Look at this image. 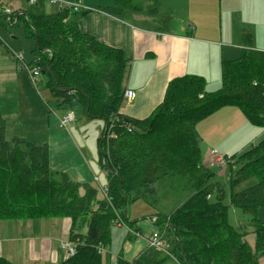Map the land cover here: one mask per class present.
Listing matches in <instances>:
<instances>
[{"label": "trees", "instance_id": "16d2710c", "mask_svg": "<svg viewBox=\"0 0 264 264\" xmlns=\"http://www.w3.org/2000/svg\"><path fill=\"white\" fill-rule=\"evenodd\" d=\"M160 5L161 0H113L105 11L120 18L157 16ZM77 13L69 6L53 14L0 13V27L24 23L29 38L36 39L37 33L39 45L26 68L46 71V86L63 100L61 105L76 97L84 114L105 120V128L119 119L115 135L105 136L104 129L98 142L111 201L104 193L98 197L97 186L54 171L48 145L18 136L9 140L0 113V220L70 217L69 240L77 250L61 264H101L103 251L98 250L111 244L112 228L119 226L117 214L121 226L130 229L129 203L143 198L155 204L156 184L180 176L187 178L185 187L191 194L175 211L158 217L171 249L153 264H260L264 222L257 213L264 206V136L250 149L226 155L229 167L239 166L230 174L231 205L254 216L253 246L246 240L248 232L229 222L226 190L217 180L218 169L203 163L196 128L225 106L238 107L250 123L264 126V51L250 47L239 58L223 61L222 86L216 91L206 89L202 76L173 78L163 102L147 118H131L119 113L129 61L120 49L82 32L73 19ZM253 178L257 183L234 191ZM142 259L131 264H150ZM0 264L14 263L0 256Z\"/></svg>", "mask_w": 264, "mask_h": 264}, {"label": "crops", "instance_id": "0c3cea01", "mask_svg": "<svg viewBox=\"0 0 264 264\" xmlns=\"http://www.w3.org/2000/svg\"><path fill=\"white\" fill-rule=\"evenodd\" d=\"M25 1L0 0V13L5 15L6 11L13 10L53 14L60 11L63 4L71 7L78 2L37 0L35 4H31ZM79 4L81 8L73 19L76 18L80 30L108 46L120 49L129 61L123 88L134 90L136 96L131 100L124 97L119 113L127 117L147 118L163 102L168 84L175 77L202 76L207 81L208 91L219 90L222 86L223 61L239 58L242 51L250 47L264 51V0H161L157 16L144 13L131 14L127 18L116 17L105 11V8L113 5V0H81ZM22 24L26 34V26ZM26 38H29L27 34ZM32 40L34 42L26 43L31 48H36V39ZM8 51L12 59L16 58L14 53L20 52L12 41L9 42ZM20 58L24 60L23 56ZM8 61L9 58L0 68V78L3 81L7 78L4 75L7 72L11 75L7 79H15L5 84L8 89L5 100L0 105V113L6 120V132H54L61 139L59 149L52 152L50 145L46 144L54 171L66 172L73 181L79 183L88 182L93 185L97 180L102 185L106 182L103 181L106 180L103 175L96 174L93 161H88V154L83 148L66 131H60L66 128L59 124L57 117L52 119L46 112L44 124L38 122L32 129L24 126L27 123L25 113L32 111L37 101L42 104L44 99L29 81L30 77L32 79L30 71L24 65L19 67L16 59L15 65L10 63L11 68H8ZM1 89L4 90L2 87ZM51 94L53 95L52 92ZM55 99L60 104L63 101L57 97ZM67 105L69 104L59 107L66 109ZM70 125L66 130H69ZM196 129L203 141L202 152L203 145L206 147L205 159L209 158L211 149L232 154L246 140L249 142L247 144L255 145L264 136V130L250 123L242 110L235 106H225L214 111L199 122ZM218 171V175L226 173ZM106 174L108 178V170ZM160 182L162 180L158 183ZM154 214L152 222L160 227L158 217L163 213ZM71 224L70 217L0 220V256L14 264H61L67 259L63 244L69 240ZM129 228L126 229L127 232L121 228H117L114 234L112 232L111 245H114L115 254H122L123 258L126 247L129 254L126 260L131 264L149 255L152 250L147 246L140 226ZM82 231L87 232V228ZM114 235L120 239L119 242L113 240ZM136 236H142L143 241L138 239L129 244L126 242ZM253 236L252 240L255 241L254 233ZM110 259L111 257L105 258L104 263L102 254L101 264H109Z\"/></svg>", "mask_w": 264, "mask_h": 264}, {"label": "rangeland", "instance_id": "374dc122", "mask_svg": "<svg viewBox=\"0 0 264 264\" xmlns=\"http://www.w3.org/2000/svg\"><path fill=\"white\" fill-rule=\"evenodd\" d=\"M25 2L29 3L27 1ZM49 3H53V2H49ZM64 7H67V5L63 4L61 8H64ZM139 15H143V14H139ZM23 26L24 25L22 24L18 26L0 27V37L4 41V46H3V43L0 46V47L3 46L2 48H0V68L6 64V61L8 58H9L8 66H7L8 68H11L10 63L15 65V59L19 63V67L21 65H24V67H26V65L29 66L30 63L34 60L33 50L35 49V47L31 48V46L27 45L26 43L27 41H30V42H34V41L32 40L33 38H26V34L24 32L25 27ZM18 37H20V39H18ZM10 41H12L17 46V49L20 50V52H18L17 54H20V53L23 54L22 56L24 57V60L23 58H19L18 55L15 53H14L15 55L14 57L16 58L12 59L10 55V51H8V45ZM4 75L7 78L11 77L9 72L4 73ZM7 78L4 79V81L2 78H0V81H1L0 105L5 100L6 90L8 89L5 86V84L9 83L10 81L15 80V79H7ZM29 81L34 86V88L40 92L41 97L44 99V102L42 104L39 103L40 104L39 105L37 101L33 110L25 113L27 123L24 126H27L28 128L32 129L38 122H40L41 124H44L45 119H46L45 118L46 112H48V114L50 115L52 119H55L57 117L58 122L60 124L61 120L65 118L69 114V112L72 111L75 116H73L74 120L71 122L69 130H66L67 128L65 127L66 129H61L60 131L62 132L66 131L65 133L70 135L71 139L73 138L76 144L80 145V147L83 148V150L88 154L87 156L88 161L89 162L93 161V169L94 171H96V174L97 175L100 174L105 177L104 179L106 180H103V181H106V182H103L102 185H100L97 180H95L93 184V186L98 187L99 197L103 196L102 188H104V185H107L108 178L106 176L107 169L104 167L103 160L101 157V148L98 142L104 132V129L105 131L107 129L105 128L106 121L103 119H98L94 117L89 118L86 115H83L84 114L83 105H81L78 102L76 97H74L73 101L71 102L72 105L69 104L65 106L66 109H62L61 107H59L61 106V104L58 103L55 97L51 94L50 88L45 86L46 81H48V77L46 74L44 73L40 74V76L37 78L36 83L32 81L31 77L29 78ZM1 87L4 88V90H2ZM64 111H66V113ZM72 124H73V127L71 128ZM260 127L264 130V126H260ZM20 129L21 128H18L17 130H20ZM16 136L22 139L34 142L39 145L48 144L50 145V149L52 152L58 150L61 144L60 137L55 136L54 132L52 133L51 132H38V131L12 132V130L7 132V138L9 140H12ZM246 141L238 147V150L232 152V154H230V152L229 153L227 152V154H223L222 152H218V150L217 152L219 154L228 155V156L236 155V153L239 154V152L241 153L242 151L248 150L252 146H254L252 144H247L249 142H246ZM200 144H203V141H201V138H200ZM62 146H63V142H62ZM87 146L89 149L86 148ZM203 147H204L203 154H202L203 163L206 166H208L210 162V156L208 159H205L207 156L205 155L206 147L204 145ZM229 164L230 162H228V165ZM227 167H228L227 171H226L227 168L225 170L220 169L222 173H224L225 171L226 173L224 175H219L217 180L222 184V186L226 190V198L224 199V203L228 206L229 222L235 229H240V227L244 228L245 232H248V234L246 235V240L250 243L251 241H254V239L252 240V238H254L253 230L255 229L254 220H253L254 216L252 214H249L243 211L240 208H237L231 205L232 186L230 182V176H231L230 174L232 173L234 174L236 169L239 166L236 165V166H233V168L229 166ZM186 182H187V178H184V177H180V176L168 177L162 180V182L157 184L159 195L157 194L158 201L156 202V204H153V203L150 204L148 200H145L143 198L133 201L132 203H129L127 207V211H128V215H130L129 216L130 221H133L131 223L132 229L140 226L141 231L146 238H150V236L153 234L154 231L156 230L160 231V234H162L163 236V241H164L166 250H170L171 249L170 241L168 240V237H166L165 235L167 232L164 231V228L161 223H160L161 226L158 227L154 222H152V217L155 215L154 213H163V214H159L163 216L170 214L181 205V203L191 194V190L185 187ZM255 183H257L255 178L250 179L249 181L241 185H238L234 189V191L243 190L245 188H248L254 185ZM257 214H258V219L264 222V206L259 207ZM86 228H87V225L83 227V230ZM117 228H121L122 230H124V232L126 231V229L129 230L128 227L125 225L123 227L114 225V227L112 228L113 234L116 232ZM113 237H114L113 238L114 241L116 242L120 241V239L116 235H114ZM146 238H145L146 244L147 246H149ZM138 239L143 241L144 238L142 239V236H136L135 239L128 240L126 242L129 244L131 241L135 242ZM252 245L253 246L255 245V241L252 242ZM126 249L127 248L125 247L123 251V253H125V257H124L125 259H124L122 254L119 255L120 257L115 254L114 245L110 244L109 246L105 247L103 250V262L105 263V258L111 257L109 264H118V262H120L121 264H128L127 262H130V261L126 260L129 257V254L127 253ZM150 249L152 250L150 251V254L145 255L144 259H142L143 262L145 263L153 264L154 261H158L165 255L164 253H166L154 247H150ZM119 253H121V249L119 250ZM260 264H264V258L261 259Z\"/></svg>", "mask_w": 264, "mask_h": 264}, {"label": "built area", "instance_id": "2783aa9c", "mask_svg": "<svg viewBox=\"0 0 264 264\" xmlns=\"http://www.w3.org/2000/svg\"><path fill=\"white\" fill-rule=\"evenodd\" d=\"M36 1L37 0H28V2L31 3V4H35ZM80 1L81 0H78V2L76 4L74 3L71 6L73 11L78 12L80 10V8H81V6L79 4ZM13 12H14L13 10H8V11H6V14H11ZM18 57L20 58V57H22V55H18ZM30 73H31V76H32V81L34 83L37 82V78L40 76V74H42L40 68L30 69ZM135 96H136V92L134 90L129 89V88L125 89L124 97L126 99L131 100ZM73 116H74L73 112H69V114L65 118H63L61 120V125L63 127L67 128V126L70 125L71 122L74 120ZM118 123H119V119L111 120V122L109 123V125L107 126V129L105 131V136L113 137L115 135L114 134V132H115L114 128L117 126ZM129 130H131V129H129ZM209 154H210V162H209L208 166L210 168H218L219 170L220 169L225 170L227 168L229 160H228V157H226V155L219 154L217 152V150H215V149H211ZM102 191L105 194V196L108 198V200L111 201V198L108 195V188L104 187V188H102ZM117 215H118V217L115 220V223L118 224L119 226H121V225H123L122 220L119 218V213ZM135 234H137V233H135ZM137 235H140V234H137ZM147 241H148V244H149L150 247H154V248H156L158 250H162V251H164L166 253H169V250H166V248H165V244H164V241H163V236H162V234H160L159 231L154 232L150 236V238H147ZM63 247L65 248V250L67 252L66 253L67 254V258L73 256L76 253L75 251L77 250L76 249L77 248V244L75 242L71 241V240H68L67 242H65L63 244ZM103 250H104V248L102 246V247H100V249L98 251L102 252Z\"/></svg>", "mask_w": 264, "mask_h": 264}, {"label": "water", "instance_id": "95a60500", "mask_svg": "<svg viewBox=\"0 0 264 264\" xmlns=\"http://www.w3.org/2000/svg\"><path fill=\"white\" fill-rule=\"evenodd\" d=\"M37 36H38V35H37V33H36V42H37V44L39 45V37H37ZM42 73H44V74H45V73H46V71H45V70H43V71H42Z\"/></svg>", "mask_w": 264, "mask_h": 264}]
</instances>
